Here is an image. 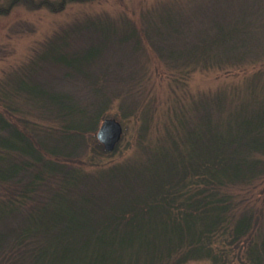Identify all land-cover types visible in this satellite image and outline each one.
Instances as JSON below:
<instances>
[{"label": "trees", "instance_id": "1", "mask_svg": "<svg viewBox=\"0 0 264 264\" xmlns=\"http://www.w3.org/2000/svg\"><path fill=\"white\" fill-rule=\"evenodd\" d=\"M90 1L94 0H0V16L16 6L60 11L66 3ZM153 11L142 14L143 25H132L120 36L103 34L116 28L91 23L89 28L99 38L87 51L49 55L57 45L47 41L40 54L42 63H47L45 56L56 60L57 67L66 71L65 81L87 80V85L81 84V94L51 89L50 81H36L28 70L14 81L8 98L17 96L31 110H44L61 123L63 133L53 142L45 140L47 135L43 139L25 133L0 113V264H184L199 257L210 264H264V243L209 245L216 237L228 244L250 242L244 237L252 227V211L239 209L243 200L235 202L233 193L223 189L237 183L245 186L264 174V160L252 156L264 153V96L252 104L239 102L226 121L220 119L225 98L200 97L192 102V113L199 112L196 122L177 129L172 148L147 149L144 163L122 172L110 169L111 175H120L128 184L126 194H113L115 185L107 188L109 193L100 182L86 183L85 176L68 168L69 155L78 150L83 135L95 130L94 120L105 119L98 114L114 97L120 99L123 118L140 116L131 109L136 103L133 96L125 97L128 91H118L116 84L122 79L138 84L144 80L145 74L133 67L141 60V48L160 54L164 70H154L148 81L167 85L172 102L181 101L187 74L168 73L166 68L179 71L191 62L204 69L222 67L256 49L249 47L247 38H234L243 31L234 16L226 22L213 19V30L200 31L190 44L189 32L205 24L193 11L189 18L174 13L169 5ZM238 12L243 20L254 16L245 7ZM258 20L259 16L244 24ZM201 35H207L202 42ZM115 51H121L118 69L101 70L103 77L97 79L94 72L99 65L104 68L105 57L113 58ZM211 105L219 109L216 123L210 120ZM174 138L171 133L169 139ZM94 147L93 153H106L99 143ZM193 243L201 247H190ZM177 248L179 255L171 260L170 252Z\"/></svg>", "mask_w": 264, "mask_h": 264}, {"label": "rangeland", "instance_id": "2", "mask_svg": "<svg viewBox=\"0 0 264 264\" xmlns=\"http://www.w3.org/2000/svg\"><path fill=\"white\" fill-rule=\"evenodd\" d=\"M48 1L57 3L59 0ZM166 5H169L174 13H182L185 18L191 17V11H193L197 16L196 19L205 23L189 32L190 36L193 34L190 44L193 43L194 36L200 31L202 34H207L213 30V26L210 27L213 19L221 21L223 18L222 21L226 22L227 17L234 16L237 19L236 22L243 25L242 33L235 35L234 38L236 40L247 38L249 47L256 49L250 53H241V61L237 63L231 61L227 64L224 62L222 67L204 69L191 62L190 66L184 64L183 67L186 68L179 71L166 68L168 73L178 75L177 73L185 72L187 74V89L182 94L181 101L175 99L172 102L169 100L170 94H168L167 85H161L157 80L154 83L148 81L154 74V70H164L158 59L160 54L152 52L149 47H145L146 50L141 48V60L137 66L135 64L133 67L136 73L145 74L144 80L138 84L136 81L130 82L127 79H122L116 84V89L123 92L128 91L124 95L125 97L133 96L136 103L131 109L140 116H144V112L145 119L137 115L123 118V113L118 108L120 99L114 97L107 104V108L100 110L98 115L114 118L121 124L122 133L115 149L110 152L106 151L104 154L93 153L94 144H98L95 133L102 121L101 119L98 121L99 118H97L94 120L95 130L83 135V142L79 145L78 150L69 155L71 162L67 163L69 169L86 177V183L97 181L100 182V187L103 185L106 189L115 185L113 194L117 192L126 194L128 184L123 183V178L120 175L117 174V178L114 177V174L111 175L110 169L114 172L117 168L119 172H122L125 168L144 163L147 159V149L172 148L178 139L176 137L177 129L180 131L181 125L184 128L192 127V124L196 122L199 112L192 113V102L198 101L200 97H207L209 100H215L218 97L225 98V107L221 109L222 117L220 119L226 121L228 112L233 111L239 102H245L243 105L252 104L264 96V0H241L240 2L235 0H94L66 3L60 11H50L45 8L30 10L24 6H16L9 14L0 16V113L4 114L6 120L16 123L18 128L25 133L43 139L44 135H47L45 140L55 141L61 136L60 133H63L61 132L63 130L61 123L50 118L44 110H31L25 106L24 102L19 101L17 96L8 98L12 94L11 89L14 81L21 77V73L28 70L29 72L26 73L32 74L36 81H50L51 89L81 94V84L87 85V80L78 78L76 81H65L63 73L66 71L57 67L59 65L55 63L56 60H49L45 56L47 63H42L40 54L47 48V41L51 40L57 45L54 53L49 55H62L63 53L77 52L80 49L87 51L89 48L87 46L99 38L89 28L91 23L102 24L103 28H116V30L106 29L103 34L110 35L117 32V35L120 36L124 31L129 32L133 28L132 25L137 28L143 25L141 17L147 10L152 12L153 8V12L161 11ZM205 7L208 10H204ZM240 7H245L248 11L247 14H254L252 18H246V20L259 16L258 22L250 24L251 22L247 21L244 24L246 20H243L244 18L238 12ZM89 20L90 22H88ZM214 26L217 25L214 24ZM206 36L201 35L199 37L201 39L198 41L202 42V38L205 39ZM110 50H113V47ZM106 52L104 51L102 56H106ZM120 53L121 51H115L119 57H116L114 53H112L114 54L113 58L105 57L104 68L99 65L94 76L97 79L103 77L99 71L104 69H108L110 72L117 70L118 61L121 58ZM68 71L70 72V70ZM174 74L171 75L174 76ZM145 94L146 98H144ZM128 103H126L127 107L130 106ZM211 108L210 111L213 113L210 120L216 123L215 117L219 116L216 111L219 109L212 105ZM249 109L250 106L247 107V110L242 111H245V114ZM171 133L175 136L172 140L169 139ZM252 156L255 159L264 160V153L254 152ZM119 172L116 171V173ZM130 182L134 185L133 181ZM234 188L236 189L233 190ZM223 190L233 193L235 202L243 200L239 209L243 210L244 207L245 210L252 211V227L244 237L250 242L241 241L236 244L229 242L228 244L223 243L220 237H216L211 240L209 245L211 247H249L253 245L258 247L260 243H264L261 242L264 241V174L245 186L237 183L235 187L227 185ZM109 191L107 189V192ZM235 196L238 197L235 198ZM109 197L112 198L111 195ZM231 223L233 225V220ZM190 247H201V244L193 243ZM184 248L186 249V247ZM175 250H171L170 258L176 261L179 253H177L178 248ZM180 253L183 251L181 250ZM184 264H210V262L199 257L198 259L189 258Z\"/></svg>", "mask_w": 264, "mask_h": 264}, {"label": "water", "instance_id": "3", "mask_svg": "<svg viewBox=\"0 0 264 264\" xmlns=\"http://www.w3.org/2000/svg\"><path fill=\"white\" fill-rule=\"evenodd\" d=\"M122 133L121 124L114 118H105L100 123L95 137L103 149L110 152L115 149Z\"/></svg>", "mask_w": 264, "mask_h": 264}]
</instances>
